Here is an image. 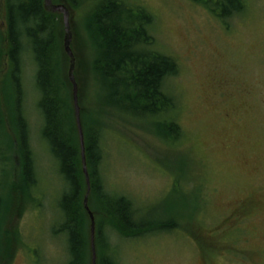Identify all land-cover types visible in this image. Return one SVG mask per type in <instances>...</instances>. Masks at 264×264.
Instances as JSON below:
<instances>
[{
	"label": "rangeland",
	"instance_id": "obj_1",
	"mask_svg": "<svg viewBox=\"0 0 264 264\" xmlns=\"http://www.w3.org/2000/svg\"><path fill=\"white\" fill-rule=\"evenodd\" d=\"M59 1L71 12L70 46L74 57L75 52L78 55L74 76L78 72L83 81L85 112L102 125L105 190L128 198L137 222L171 223L169 230L133 239L105 226L109 254L116 263L264 264V0H240L241 14L229 15L223 23L196 0H117L149 13L153 48L179 64L178 74L164 84L177 106L173 119L184 135L179 143L164 139V131L153 120L113 109L109 92V101L104 93L98 95L91 69L96 48L87 23L103 0ZM5 17V0H0L1 30L6 28ZM61 29L58 45L68 68L62 24ZM28 50H21V107L36 183L33 200L27 202L24 196L21 216L9 220L19 241L7 264H66V238L54 233L62 219L58 199L64 185L40 137L35 66ZM9 81L11 85L5 86L6 74L0 72V87L8 89L14 101L10 76ZM2 105L3 128L14 143L17 137L6 122L10 113L3 116ZM165 116L168 122L169 115ZM163 120L159 122L166 124ZM6 141L10 142L0 134V193L6 196L11 190L20 201L21 191L12 188L18 156ZM250 195L256 198L251 211L235 219L230 209ZM253 207L262 213L251 214Z\"/></svg>",
	"mask_w": 264,
	"mask_h": 264
},
{
	"label": "trees",
	"instance_id": "obj_2",
	"mask_svg": "<svg viewBox=\"0 0 264 264\" xmlns=\"http://www.w3.org/2000/svg\"><path fill=\"white\" fill-rule=\"evenodd\" d=\"M103 1L93 10L87 23L96 48L91 69L96 77L98 95L104 93L107 99L106 93L109 92L112 98L107 100L113 109L139 119L153 120L164 131L161 134L164 139L179 143L184 135L173 119L177 106L174 97L164 87L165 82L179 72L177 60L153 48L154 40L148 31L150 15L144 8L122 5L117 0ZM196 1L209 7L222 23L227 16L243 11L240 0ZM5 7L6 28L0 29V72L6 74L5 86L11 85L9 76L13 80L15 100L8 89L0 87L3 98L0 103L5 104L2 105L3 116L6 111L10 113L6 122L17 139L12 143V137L4 131L1 112L0 134L2 137L6 135L11 142L6 143L9 142L10 148L14 147L18 156L19 172L12 188L20 190L22 195L20 201H15L11 190L6 196L0 193V264L11 260L19 241L17 230L9 220L13 216H21L24 196H27V202L33 200L31 189L36 183L29 129L21 107L20 59L21 50L27 48L35 66L34 86L42 117L40 137L54 158L64 185L58 199L62 219L54 233L64 234L66 238V264H91L89 219L83 208L86 184L74 118L72 85L67 76L65 54L58 45V39L62 38L61 17L45 11L42 0H5ZM75 56L77 66L76 52ZM75 80L91 188L88 206L95 218L96 264H117L114 255L109 254L111 249L105 226L133 239L147 232L167 230L171 223L137 222L130 200L105 190L101 177L102 125L97 117L92 114L90 118L85 112L82 103L84 86L78 72H75ZM165 115H169L168 122L163 120ZM161 120L166 124L159 122Z\"/></svg>",
	"mask_w": 264,
	"mask_h": 264
},
{
	"label": "water",
	"instance_id": "obj_3",
	"mask_svg": "<svg viewBox=\"0 0 264 264\" xmlns=\"http://www.w3.org/2000/svg\"><path fill=\"white\" fill-rule=\"evenodd\" d=\"M43 8L50 13H58L62 15V22L64 28V49L66 54L69 57V66L67 71L68 79L72 85V97H73V109H74V118L77 126L78 140L80 146V156H81V165L82 171L85 178L86 192L83 197V208L89 219V232H90V250H91V264H96V248H95V218L94 214L88 206V197L90 193V179L87 170L86 158H85V144H84V135L80 119V107L78 103V85L74 76V66H75V57L71 50V42L73 38V33L70 24V12L69 9L63 4H54L52 0H43Z\"/></svg>",
	"mask_w": 264,
	"mask_h": 264
},
{
	"label": "flooded vegetation",
	"instance_id": "obj_4",
	"mask_svg": "<svg viewBox=\"0 0 264 264\" xmlns=\"http://www.w3.org/2000/svg\"><path fill=\"white\" fill-rule=\"evenodd\" d=\"M53 2L55 4H59L61 1L59 0H53ZM220 7V5H219ZM208 100V98L206 99V101ZM232 106L234 108H236L237 106L235 105V102L232 103ZM233 111V110H232ZM251 196V195H250ZM254 199H256L254 197V195H252L250 198L246 197L245 200L246 201H240V202H237V205L236 206H232V208L230 209V213L232 214L233 217H235V219L238 217V218H242L246 213H247V210L249 209L251 211V208L252 206H254ZM254 209V210H253ZM253 211L251 214H259V213H262L261 212H258L256 213V210L257 208L253 207Z\"/></svg>",
	"mask_w": 264,
	"mask_h": 264
}]
</instances>
